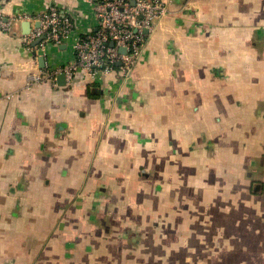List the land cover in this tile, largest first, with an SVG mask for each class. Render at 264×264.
<instances>
[{"label":"crops","instance_id":"obj_1","mask_svg":"<svg viewBox=\"0 0 264 264\" xmlns=\"http://www.w3.org/2000/svg\"><path fill=\"white\" fill-rule=\"evenodd\" d=\"M49 4L60 43L0 28V264H264V0H168L128 78L28 86L96 27L86 0L0 17Z\"/></svg>","mask_w":264,"mask_h":264},{"label":"built area","instance_id":"obj_2","mask_svg":"<svg viewBox=\"0 0 264 264\" xmlns=\"http://www.w3.org/2000/svg\"><path fill=\"white\" fill-rule=\"evenodd\" d=\"M86 1L95 12V29L76 39L73 60L48 71L31 72L28 86L37 84L48 75L54 83L60 73L70 80L77 71L88 78L110 72H115L122 79L128 78L158 22L169 13L168 0ZM22 20L38 22L23 35L29 49H34L38 44L60 43L73 28L71 18L63 15L54 4H49L40 12H23L6 20L0 17V28L11 30L16 22ZM39 37L40 41L35 44Z\"/></svg>","mask_w":264,"mask_h":264},{"label":"water","instance_id":"obj_3","mask_svg":"<svg viewBox=\"0 0 264 264\" xmlns=\"http://www.w3.org/2000/svg\"><path fill=\"white\" fill-rule=\"evenodd\" d=\"M28 24H29V23H26V26H29ZM35 25L37 26V25H38V22L35 23ZM40 39H41V37L37 38V39L34 41V43H35V44L38 43V42L40 41ZM64 76H65L64 73H60V74H58L57 78H58V80H61V79H62V81H63Z\"/></svg>","mask_w":264,"mask_h":264},{"label":"trees","instance_id":"obj_4","mask_svg":"<svg viewBox=\"0 0 264 264\" xmlns=\"http://www.w3.org/2000/svg\"><path fill=\"white\" fill-rule=\"evenodd\" d=\"M132 73V72H131ZM131 75V74H130ZM180 235H184V238L185 239H187V237H188V234L187 233H180ZM132 252H134L133 250H132ZM189 251H187V253H188ZM134 254H135V252H134ZM151 254H153V252L151 253ZM153 256H154V254H153ZM151 260H153V259H151ZM147 264V263H146ZM180 264H192V262H189V263H186V262H181Z\"/></svg>","mask_w":264,"mask_h":264}]
</instances>
